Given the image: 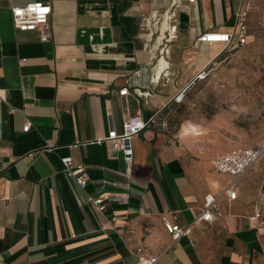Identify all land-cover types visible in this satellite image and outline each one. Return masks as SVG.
<instances>
[{
	"label": "crops",
	"instance_id": "1",
	"mask_svg": "<svg viewBox=\"0 0 264 264\" xmlns=\"http://www.w3.org/2000/svg\"><path fill=\"white\" fill-rule=\"evenodd\" d=\"M30 2L51 6L46 42L12 26L10 8ZM242 2L181 0L161 53L154 21L168 0H0V264H138L136 248L157 264H264V226L250 221H264V157L234 181L210 160L240 147L198 151L188 142L201 131L170 135L164 121L224 49L197 39L232 32ZM136 115L146 126L128 171L105 140ZM66 159L85 169L84 188ZM104 194L102 213L86 202ZM207 194L220 216L193 224ZM171 215L191 225L177 242L161 222Z\"/></svg>",
	"mask_w": 264,
	"mask_h": 264
},
{
	"label": "rangeland",
	"instance_id": "2",
	"mask_svg": "<svg viewBox=\"0 0 264 264\" xmlns=\"http://www.w3.org/2000/svg\"><path fill=\"white\" fill-rule=\"evenodd\" d=\"M248 3L247 44L222 49L209 75L166 108L170 135L201 131L188 142L198 151L221 140L252 147L264 138V0Z\"/></svg>",
	"mask_w": 264,
	"mask_h": 264
},
{
	"label": "built area",
	"instance_id": "3",
	"mask_svg": "<svg viewBox=\"0 0 264 264\" xmlns=\"http://www.w3.org/2000/svg\"><path fill=\"white\" fill-rule=\"evenodd\" d=\"M169 6L165 12L163 18L155 19L154 23L160 25L157 27L158 36L161 37L162 48L161 53L167 52V27L164 29L162 24L168 25L169 22L174 19L175 10L179 6L181 0H168ZM194 0H187L192 3ZM249 9L248 0H243L242 8L237 12L235 17L234 30L230 33H217V32H205L197 39L202 43H218L225 48L236 49L243 47L248 41L247 31V14ZM12 26L17 32H30L40 31L41 42L48 40V28H49V16L51 14V6L47 2H30L23 6H12L10 8ZM157 32V31H156ZM210 68L200 72L197 76V80H204L209 75ZM121 96H127L128 90L123 89L119 92ZM183 98V94L180 93L175 101H179ZM152 118L150 119V121ZM30 124L27 123L23 132L29 129ZM146 126L139 115L129 117L123 122V131L121 134H117L113 129L108 132L106 142L112 151H120L123 161L127 165V170L130 171V165L133 161V148L132 138L140 133ZM264 157V138L261 139L255 146L252 147H240L229 150L227 152L218 154L211 158L210 164L212 168L220 173L231 177L234 181L239 179L245 174V172ZM63 167L65 174L73 180V182L80 188H84L87 183V173L82 166L74 167L69 159L63 161ZM228 197L232 200L235 198V192L231 190V187L226 188L224 191ZM86 202L91 204L98 212H104L106 203L108 202L107 195H101L97 197L87 196ZM220 216V212L217 206V200L212 194L205 195L203 199V206L195 218L194 223H213ZM176 216L171 215L170 219L166 216H162L161 222L167 234H169L172 242H177L181 238L186 237L191 232V225L182 227L176 221ZM255 228H261L264 226V221L260 218L258 211H255L250 218ZM134 254L137 257L138 264H157L159 256L147 257L144 255L142 248H136Z\"/></svg>",
	"mask_w": 264,
	"mask_h": 264
},
{
	"label": "water",
	"instance_id": "4",
	"mask_svg": "<svg viewBox=\"0 0 264 264\" xmlns=\"http://www.w3.org/2000/svg\"><path fill=\"white\" fill-rule=\"evenodd\" d=\"M197 81H198V80H197V78H196L193 82H191V84H189V85L183 90L182 94H184L187 90H189V89L192 87V85H194Z\"/></svg>",
	"mask_w": 264,
	"mask_h": 264
},
{
	"label": "trees",
	"instance_id": "5",
	"mask_svg": "<svg viewBox=\"0 0 264 264\" xmlns=\"http://www.w3.org/2000/svg\"><path fill=\"white\" fill-rule=\"evenodd\" d=\"M248 10H249V9H248ZM247 31H248V26H247ZM248 38H249V35H248ZM164 114H165L164 121L166 122L167 119H168V117H169L168 112H167L166 109L164 110Z\"/></svg>",
	"mask_w": 264,
	"mask_h": 264
}]
</instances>
